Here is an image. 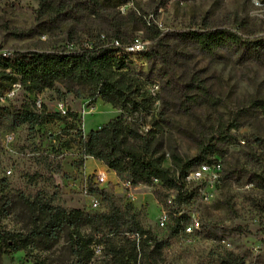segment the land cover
<instances>
[{
  "label": "rangeland",
  "instance_id": "obj_1",
  "mask_svg": "<svg viewBox=\"0 0 264 264\" xmlns=\"http://www.w3.org/2000/svg\"><path fill=\"white\" fill-rule=\"evenodd\" d=\"M134 1L128 0L118 9L125 14ZM137 1L167 34L158 49V60L140 62V68L158 86L156 110L165 111L168 117L162 135L163 151L168 157L165 166L172 169L173 153L195 159L202 141L215 137L221 123L229 124L237 118L241 127L232 129L227 141H213L223 153L218 159L223 167L221 180L204 182L200 195L176 205L173 191L162 190L158 198L155 190L161 187L121 181L115 172L100 168L99 162H87L77 149H62L57 136L64 126L59 123L30 130L27 126L11 128L6 121L0 124V207L6 201H11V206L7 215L0 213V230L27 228L30 214L24 198L51 200L66 209L107 211L109 202L101 195L105 190L118 205H132L146 228L169 241L160 264H226L232 260L264 264V187L256 182V175L264 176V113L252 108L254 100H264V0H170L166 8L158 0ZM38 8L39 0H0V53L73 49L84 43L87 31L99 23L82 14L75 22V43L70 44L72 22L63 20L53 26L38 16ZM122 22L135 29L134 35H143L145 29L140 24H131L127 19ZM206 24L262 43L260 52L250 54L229 44L208 54L194 42L169 34L200 29ZM192 81L203 83L208 97L200 98L201 92L191 86ZM58 91H64L62 85L31 97H37L51 111H62L64 107L78 112L86 135L121 114L101 100L72 94L61 98ZM25 97L17 84L5 102L20 107ZM101 172L106 173L104 183L97 182ZM94 202L97 208H93ZM165 215L167 221L162 225ZM180 216L186 217L184 225L199 216L200 229L190 234L183 226L173 234ZM72 262L65 236L49 249L35 247L29 252L9 253L0 249V264Z\"/></svg>",
  "mask_w": 264,
  "mask_h": 264
},
{
  "label": "trees",
  "instance_id": "obj_2",
  "mask_svg": "<svg viewBox=\"0 0 264 264\" xmlns=\"http://www.w3.org/2000/svg\"><path fill=\"white\" fill-rule=\"evenodd\" d=\"M128 0H39L38 16L57 26L63 20L69 27L70 44L73 32L82 14L99 23L87 31V39L73 49L26 50L0 53V124L8 121L11 128L27 126L30 130L59 123L63 125L57 136L63 149H77L82 158L92 157L116 173L121 181L132 185L161 187L155 190L160 198L162 190L173 191V202L182 205L197 195L196 189L186 183V176L195 162H212L223 153L213 141H227L232 129H239L237 118L229 124H220L215 137L199 144V155L184 159L173 153L172 169L165 166L167 154L163 151L164 128L168 124L165 111H157L159 100L150 75L140 68L142 60H158L167 34L150 18L139 2L126 10L118 7ZM167 7L170 0H158ZM175 3L177 1L175 0ZM131 24L144 27L143 35H134ZM183 41L194 42L203 52L213 54L218 48L232 44L245 51L259 53L262 43H252L237 32L226 28H212L208 24L200 29L170 32ZM141 38L148 43L145 49L133 53L128 49ZM70 46V45H69ZM19 84L26 93L20 107L5 102L6 95ZM62 85L61 98L68 94L76 98L101 100L120 110L121 114L99 129L84 134L78 112L51 111L37 97L46 90ZM200 90V98L208 97L203 83L192 81ZM252 108L264 113V100L256 99ZM198 164V165H199ZM256 182L264 187V176L256 175ZM109 202L107 211L66 209L51 200L24 198L30 221L23 231L0 230V249L4 253L26 251L40 247L49 249L64 236L67 239L72 264H160L168 240L158 238L140 221L132 205H118L113 195L101 191ZM168 197V195H166ZM11 201L0 207L7 215ZM184 216L176 218L172 233L184 226ZM135 235V237H134ZM100 255H97V252ZM99 257H102L99 259ZM226 264H242L227 261Z\"/></svg>",
  "mask_w": 264,
  "mask_h": 264
},
{
  "label": "built area",
  "instance_id": "obj_3",
  "mask_svg": "<svg viewBox=\"0 0 264 264\" xmlns=\"http://www.w3.org/2000/svg\"><path fill=\"white\" fill-rule=\"evenodd\" d=\"M148 43H145L142 41L141 38H138L135 42V44L130 47L128 50L133 53H138L145 49V46ZM68 110V109H67ZM62 108L63 113L67 111ZM222 162L221 160H214L212 162H203L199 164L196 168L192 169L190 173L186 176V183L190 186L195 185V189L197 191V195L202 193V184L208 183V184H214L221 180L222 177ZM106 181V173L101 172L97 175V182L104 183ZM93 208H97L98 204L97 202H94L92 204ZM167 221V216L165 215L162 218V225H165ZM185 231L187 233H193L196 230H199L201 227L200 218L199 216H193L192 222L190 224L184 225ZM135 237V235H134Z\"/></svg>",
  "mask_w": 264,
  "mask_h": 264
},
{
  "label": "crops",
  "instance_id": "obj_4",
  "mask_svg": "<svg viewBox=\"0 0 264 264\" xmlns=\"http://www.w3.org/2000/svg\"><path fill=\"white\" fill-rule=\"evenodd\" d=\"M89 160H94V161H96V162H99V164H100V168H106V169H108L102 162H100V161H97V160H95L94 158H92V157H88L87 158V162L89 161Z\"/></svg>",
  "mask_w": 264,
  "mask_h": 264
}]
</instances>
